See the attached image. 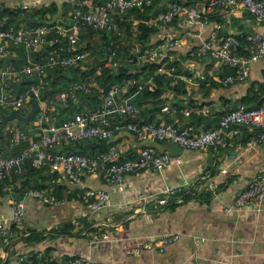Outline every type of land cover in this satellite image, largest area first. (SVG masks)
<instances>
[{"label": "crops", "instance_id": "0c3cea01", "mask_svg": "<svg viewBox=\"0 0 264 264\" xmlns=\"http://www.w3.org/2000/svg\"><path fill=\"white\" fill-rule=\"evenodd\" d=\"M67 2V0H0V9L15 12L3 20L9 22L14 18L15 20L10 23L14 26L18 24L28 26L26 24L28 22L37 23L41 20L68 22L70 9ZM188 2L200 10L204 8L203 0H188ZM23 4H32L34 7L23 9L21 8ZM23 21H26L25 24ZM128 21L131 22L130 17ZM122 28L125 31L123 26ZM213 29H218L221 38L229 34L248 33L254 29L264 32V26L256 23L252 16L241 9L226 17L219 8H216L210 14V22L204 26L193 25L187 19L178 17L172 33L173 38L177 40V46L167 51V56L162 62H177L184 65L185 70L189 67L200 70L208 80L212 81L211 83H208V80L200 81L196 85L188 86L189 91L185 94H180L174 90V86L182 82L165 80L168 84L164 83L159 94H152L150 92H155L159 86L150 77L149 83L142 90H136L125 96L122 94L124 99L132 101L141 109L136 119L156 122L162 116L180 127L191 123L201 130L206 129L201 120L198 124L191 121L200 114L205 116L206 121L215 118L217 122L224 112L235 108L239 102L254 106L264 100V61L251 64L250 75L246 81L224 87L214 80L219 72L214 71L213 60L195 59V48L198 47L200 39L207 37ZM134 32L135 30L132 29L131 33ZM111 36L113 37V34ZM125 36L124 33L122 38L116 37V41L125 42ZM157 39L159 37L152 36L149 42L153 43ZM104 42L99 35H87L84 44L94 46V49L97 45L99 48L94 55L86 53L88 49L83 51L86 53V59L78 66L79 72L76 76L77 80L81 78L78 76L82 73L87 77L97 74L92 84L95 95L96 93L98 95L97 98L87 99L84 95L78 96L73 101L74 108L60 107L52 111L46 120L48 123L61 124L82 111L93 110L102 102L104 84L113 83L115 81L113 75L118 71L104 69L97 73L100 60L104 58L98 50ZM77 48L81 46H76L73 51ZM245 50L248 54L247 47ZM20 53L22 57L25 55V58L27 55L31 56V53L25 50H20ZM145 63L147 62L141 61L133 65L141 69ZM216 64H218L216 68L219 69L223 62L219 61ZM55 71L56 69L51 72ZM109 73L112 77L106 81L105 78ZM142 84L141 82L139 85ZM146 89L149 91H145ZM167 104L175 105L184 111L162 112L161 108ZM26 111L27 109L21 114L26 115L29 112ZM54 113L55 115L52 116ZM12 121L13 123L8 124L11 122L9 121L5 125V130L9 126H16L27 129L30 138L35 139L38 136L39 130L34 121L30 125H28L30 122H24L27 127L23 126L22 121L17 119ZM212 127L211 124L207 129ZM256 135V132L241 128L240 136L229 140L228 144L219 151L184 149L180 155L179 165L172 164L160 171L146 168L126 175L122 192L116 191L113 186H107L99 174L85 176L82 184H76L51 168L35 170L30 174L28 183L41 185V190H44L43 192L54 201L53 204L31 195L28 191L25 195L22 194L24 179L20 176L24 173L26 176L28 174L26 171L31 169V166L26 165L22 175L9 178L8 181L0 184V216L5 221L12 214V200L22 195L25 200L24 222L22 226L14 229L15 241L12 244L0 241V264H22L19 262L21 256L31 257L36 253L49 256L60 264H64L76 255L88 256L95 262L106 264H190L192 262L264 264V201L252 208L233 206L235 194L256 174L264 172V141L255 147L250 146L251 139ZM1 137L0 157L9 154L7 149L9 134H1ZM101 143L107 146L118 145L124 150V157L133 158L141 149L136 137L131 132L122 130L105 142L89 140L71 144L61 150L69 151L67 148L70 147L76 152L92 154L100 148L90 147L89 144L92 146ZM167 143H155L157 151L165 152L164 146ZM211 156L215 158L214 163L208 162ZM195 181H199L195 196L188 194L189 191L186 190L182 195L181 203L174 205L159 203L161 191ZM211 182L217 183L219 189L206 191L204 187ZM10 186L14 188L9 192ZM87 188H101L111 194L110 203L99 214L90 211L87 207L91 200L85 194ZM147 195H155V198L144 202L143 198ZM224 205L233 207L225 212ZM104 232L109 234L110 240L102 239ZM163 234H179V238L167 245L163 252L141 246L147 238ZM136 248H139V253L135 252Z\"/></svg>", "mask_w": 264, "mask_h": 264}, {"label": "built area", "instance_id": "2783aa9c", "mask_svg": "<svg viewBox=\"0 0 264 264\" xmlns=\"http://www.w3.org/2000/svg\"><path fill=\"white\" fill-rule=\"evenodd\" d=\"M90 1L93 3V0ZM154 1L96 0L89 9L83 11L77 8V0H68L71 8L69 17L71 24L68 26L37 22L29 27L18 24L0 29V58H22V54H18L16 48L31 53V56L27 55L26 60L18 66L8 65L0 68V111L28 110V104L31 106L30 100L33 98L40 103V110L33 119L39 130L35 139L30 138L27 131L19 127H7L9 154L0 157V182H5L14 175H21L24 167L29 165L35 169L51 168L76 184H82L85 176L99 174L107 186H113L116 191L122 192L124 179L128 174L146 168L160 171L169 165L181 163L180 156L169 152H158L155 143L168 142L177 144L183 149L219 151L228 144L229 140L240 136L241 128L256 132L257 135L250 141L251 147L264 141V100L256 106L239 102L235 108L224 112L212 128L200 130L191 123L180 127L162 116L156 122L139 121L136 118L141 113V109L133 102L121 97L129 90L127 82L113 83L105 90L102 102L93 110L82 111L61 124H46L52 111L66 105L70 100L77 99L80 95L88 96L92 93L93 79L97 74L84 80L74 81L65 90L48 97L45 101L42 99V92L49 84L47 79L49 71L56 68L77 67L86 59L85 52L62 54L63 48L76 47L79 27L87 25L95 31L111 33L115 37L122 38L124 30L120 23L128 21L130 17V28L135 32L131 33V41L128 42V37L125 38L127 41L125 44H128L127 56L117 59L114 52L105 55L103 60H100L97 73L104 69L118 70L146 61L150 65H156L157 74L166 76L167 81L185 83L189 91L188 86L208 80L204 73L190 67L183 72H178L174 62H162L167 56V51L177 46V40L173 38L172 33L178 17L187 19L193 25L204 26L210 22V14L216 8H219L226 17L241 9L249 13L256 23L264 26V0H203V10L190 4L188 0H169L164 9L156 11L154 17L139 20L136 17V11L142 12L151 8ZM29 7H34V5L23 4L21 8L29 9ZM139 22L154 28L156 32L153 36L159 39L153 43L147 42L143 46L134 42L139 32ZM236 36L244 38L248 54H233L231 45L236 42ZM34 54H41V56L36 58ZM195 58L222 61L233 67L235 69L233 73L215 76V82L224 87L246 81L250 75L251 64L264 61V32L261 33L254 29L248 33L229 34L221 38L218 29H213L207 37L200 39L198 47L195 48ZM36 77L38 80L33 81ZM23 80L27 82L19 85V82ZM211 81L208 80V83ZM147 83L149 82L139 85L137 91L142 90ZM161 111L176 113L184 110L167 104L161 108ZM122 130L134 134L141 143L140 152L134 158H123L124 150L115 144L106 145L105 150H98L92 154L61 150L71 144L91 139L105 142ZM19 147L21 149L15 151ZM198 182L166 188L159 193V203L161 205L181 203L182 195L186 190L189 191L188 194L195 196L199 188ZM13 188L14 186L8 187V191L10 192ZM204 188L210 192L218 190L219 186L211 182ZM29 193L48 203H54L43 191L36 189ZM85 194L91 199L87 207L92 212L103 210L111 200L110 192L101 188H87ZM24 195L12 200V214L7 221L0 216V241L2 242L12 244L16 237L14 228L22 226L24 222ZM153 198L155 195H147L143 200L147 202ZM263 201L264 172L256 174L243 189L235 194L233 206L252 208L257 207ZM232 207L224 205L223 210L228 212ZM178 238L179 234L151 236L141 246L145 249H156L163 252L167 245ZM102 239L110 240L109 234L104 232ZM139 251V248L135 249L136 253ZM19 262L22 264H60L42 253H36L31 257L21 256ZM64 264L106 263L95 262L88 256L76 255Z\"/></svg>", "mask_w": 264, "mask_h": 264}, {"label": "trees", "instance_id": "16d2710c", "mask_svg": "<svg viewBox=\"0 0 264 264\" xmlns=\"http://www.w3.org/2000/svg\"><path fill=\"white\" fill-rule=\"evenodd\" d=\"M95 2H96V0H93V3L90 0H77V3H78L77 8L80 9V10L85 11V10L89 9ZM160 3H161V0H155L153 6L151 8L145 9L142 12L136 11V13H137L136 17L139 20H143L145 18L154 17L153 15L156 12L154 14H152L153 9L155 7H157V6H159ZM68 6H69V4H68ZM164 7H159L158 10H162V9H164ZM69 9H70V12H71L70 6H69ZM14 13H15L14 11L11 12L10 10H1L0 9V29L5 28L8 25H11L10 23L15 20L14 18H12L9 22H7V20H5L3 22V20H4V18L6 16L13 15ZM25 22H24V24H25ZM40 22H46V23H49V24H60V25H63V26H68V25L71 24V22H69V21L68 22H62V21L50 22V21L41 20L38 23H40ZM26 24L28 26H26V25L25 26L29 27V26L35 25L37 23H34V22L33 23H29L28 22ZM120 26L124 27V29H125L124 33L126 34L125 37H128V42L131 41V38H130V36H131V30H130L131 24H130V22L129 21L126 22V23L122 22V23H120ZM79 28L80 29H79L78 36H77L78 43H77L76 46L77 47L81 46V48H77L76 51H73V49H68V48L65 47V48H63L62 54L65 55L67 53L73 54V52H75V53L83 52L86 49H88L86 51V53L89 52L88 53L89 55L97 54V49L99 48L97 45H96V49H94V46H90V45H85L84 44L87 35H89V36H92V35H95V34L99 35L101 37L102 41H110L111 42V41H116L117 40V38L115 36L112 37L111 34H109L107 32L95 31L94 29H92L90 26H87V25L79 27ZM84 28H86V29H84ZM138 31L139 32L136 35L134 42H137L141 46H143L147 42H149L151 37L156 32L154 28H150V27L145 26V24L143 22H139L138 23ZM124 41L127 42L126 40H124ZM125 42L122 41V44L124 45V47L122 48V51H121V53L119 55L114 54L115 58H117V59H121L122 58L123 59V58H125L127 56V53H128L127 45L128 44H125ZM245 44H246V41L244 40V38L236 36V42H234L231 45L233 54L246 55L245 48L247 46H245ZM15 50H16V52L18 54H20V49L19 48H16ZM34 56L36 58H39L41 56V54H34ZM213 61H214L213 65L215 66V67H213V69H214V71L219 72L218 75L224 76V75H227V74H231L235 70L229 64L224 63V62H223V64H221L222 65L221 68L217 69L216 66H218L219 63L216 64V62H219V61H216V60H213ZM21 62H24V57H22V58H16V57L0 58V68L6 67L8 65L18 66ZM175 64L177 65L178 72L185 71L184 65H180L177 62ZM156 69H157L156 65H150L149 63H145V65L141 69H139L138 66H135L133 64L132 65H128V66H125V67H122V68L118 69V71L115 73V75H113L114 76L113 79H115V81L113 83H118V82L119 83H122V82H128L129 83V90H128L127 93L124 94V96H125L127 94L135 92L137 90L138 85L141 82L142 83H146L148 81V78L152 77L153 81L157 84V86H159V89L156 90L155 92H150V93L159 94L160 88L163 87L164 83H166V84H168V83H167V81H165V80H167L166 76H161V75L157 74ZM78 70H79V67L77 66V67H71V68H67V69H57L56 68V71L54 73L49 71L48 75H47V79H48L49 84L46 87V89L42 92V99H45L46 97H50V96L56 95L57 93L61 92L62 90H65L70 85L71 82H74V80L75 81L84 80L83 78L87 77V75L84 74V73L81 74V78L80 79L76 80V76L78 75V72H79ZM59 76H61V77L59 78ZM73 77H75V78L72 79V80H68L69 78H73ZM111 77H112V74L109 73L108 76L105 78V80L108 81V79H110ZM113 83H111L110 85L109 84H104L105 85V90H107ZM105 90H104V92H105ZM174 90L177 93H180V94H185L188 91V89L185 87V83L176 84L174 86ZM145 91H149V90L146 89ZM146 93H149V92H146ZM97 96H98L97 93H96V95L94 93V86H93L92 93L90 95L86 96V98L87 99L97 98ZM124 96L122 95L121 97L123 98ZM126 100H128V99H126ZM73 101H75V100H70L66 105H64L62 107H65V109L74 108V102ZM29 107L30 106L28 104V110L27 111H29ZM6 112H7L6 110H3V111H0V114L2 115L4 113H6ZM20 113H22V111H20ZM54 115H55V113L52 116H54ZM32 121H33V119H31V121H30V123L28 125H30ZM21 123L25 127L28 126L24 122H21ZM47 123H48V121H46V124ZM5 125L6 124L0 123V142L2 140L1 134H6ZM23 130H25V129H23ZM91 140H94V139H91ZM97 142H104V141H97ZM76 144H79V143H76ZM79 147L82 148L81 145H79ZM19 148H21V147H19ZM19 148L16 149L15 151H18ZM67 150L75 151L74 148H70V147L67 148ZM99 150H105V148H100ZM81 153H83V152H81ZM123 158H132V157H123ZM35 170H38V169H35V168L31 167L30 170L26 171V173H28L26 176H24L25 173L23 175L21 174L22 176L19 175L21 179H24L23 186H22V190H23L22 194H26L30 190H36V189L39 190V191H44V190H41L42 189L41 185L29 184L28 183V181H30V174H33ZM12 177H17V176L14 175ZM8 180H9V178L7 179V181ZM5 182H0V184H3ZM183 194H185V192ZM172 204L174 205L176 203H172Z\"/></svg>", "mask_w": 264, "mask_h": 264}, {"label": "water", "instance_id": "95a60500", "mask_svg": "<svg viewBox=\"0 0 264 264\" xmlns=\"http://www.w3.org/2000/svg\"><path fill=\"white\" fill-rule=\"evenodd\" d=\"M167 2H169V0H162L161 3L159 4V6H157L153 9L152 14H154L159 9V7H164ZM122 48H123V44L120 41H113V42L105 41L103 43L102 47L98 50V52L102 53L104 56L107 54H110L111 52H114L115 54L119 55L122 51ZM23 56H24V60H25L26 59L25 55H23ZM37 80H38V77L33 79V81H37ZM25 82H27V80L20 81L19 85H21ZM30 104H31L30 110L26 115H22L20 112L11 109V110H8L6 114H2L0 116V123L7 124L9 121H12L14 119H17V120L25 122V123H29L31 121V119H34V117L36 116V114L40 110V103L37 99H35V98L31 99ZM254 106H256V105H254ZM200 120L202 121L204 128H207L211 124L212 125L216 124L215 118H212V119L206 121L205 116L203 114L198 115L196 118H194L191 121L198 124ZM89 146L93 147V148L94 147L105 148L106 144L101 143V144L92 145V146H91V144H89ZM164 151L169 152V153L176 155V156H180V155H182L184 149L177 144L167 143L164 146ZM77 152H80V151H77ZM214 161H215V158L213 156H211L208 160L209 163H214Z\"/></svg>", "mask_w": 264, "mask_h": 264}, {"label": "rangeland", "instance_id": "374dc122", "mask_svg": "<svg viewBox=\"0 0 264 264\" xmlns=\"http://www.w3.org/2000/svg\"><path fill=\"white\" fill-rule=\"evenodd\" d=\"M78 77H81V74H79V76ZM11 123H13V121H11V122H9L8 124H11ZM101 211V210H100ZM100 211H97L98 213L97 214H99L100 213Z\"/></svg>", "mask_w": 264, "mask_h": 264}]
</instances>
